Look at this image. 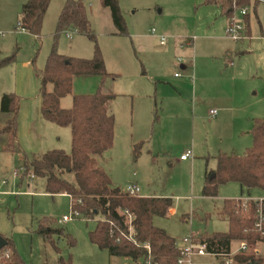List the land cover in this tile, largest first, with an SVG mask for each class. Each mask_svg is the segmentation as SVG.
Returning a JSON list of instances; mask_svg holds the SVG:
<instances>
[{
	"label": "rangeland",
	"instance_id": "374dc122",
	"mask_svg": "<svg viewBox=\"0 0 264 264\" xmlns=\"http://www.w3.org/2000/svg\"><path fill=\"white\" fill-rule=\"evenodd\" d=\"M27 1L0 0V60L13 56L10 65L0 68V96L16 94L18 83L21 82L19 90L29 83L20 68L26 67L24 63L30 66L36 96L40 88L37 74L43 70L52 48L68 58L89 60L94 55L95 44L85 35L71 29L56 34L57 20L66 0H50L39 40L21 31L17 23L21 7ZM74 1L81 2L85 9L106 72L117 78L115 100L109 108L115 114L114 144L95 157L98 167L120 189L136 182L143 197L171 199L172 213L166 218H154L152 223L173 239L190 233L227 232L228 223L220 215L223 200L264 201V192L254 190L248 197L238 184L229 183L218 187L215 198H205L204 172L215 169V158L219 155L242 156L252 146L253 120L264 118V5L258 3L254 7L255 0H250L246 6L247 25L240 8L234 9L233 19L244 30L242 40L234 42L225 33L230 19H226L220 7L207 4L208 0H117L126 27L123 36L115 35L110 12L101 5V0ZM152 30L162 36L164 46L150 34ZM190 45H194V52L188 59ZM227 50L229 56L224 58ZM185 61H190V67ZM140 63L147 78L140 75ZM195 64L197 74L187 75ZM154 73L162 76L155 86L151 81ZM174 73L188 84L194 82L196 94L204 96L201 98L204 108L195 120L193 143L190 115L179 113L178 117L182 115L184 119H178L176 124V115L167 99V94L176 89ZM130 78L136 79L137 83L132 85L139 93H129ZM89 79L74 77L72 91L76 94L62 99V109L65 105L66 109L71 108L73 96L94 94ZM103 82H107L104 87L110 90L111 79ZM219 97L225 98L223 105L216 104ZM219 105L229 110L222 113ZM210 108L216 109L215 118L208 117ZM139 114L140 122L134 124L132 121ZM3 117L0 114V125ZM217 119L220 121L215 122ZM47 127H52V132L46 135V142L53 150L68 154L70 131L53 125ZM135 143L142 144L137 156L130 148ZM4 146L6 138L0 136V239L11 241L25 264H59L60 258L70 264H132L130 259L112 257L89 242L88 232L94 229L95 221L73 216L66 195L42 193L43 180L39 178L24 179L18 185L22 156L4 151ZM187 149L192 152L194 149V158L182 165L180 155ZM202 154L204 158H200ZM63 216L72 219L63 223ZM44 218L63 229L74 246L69 248L65 239L55 238L58 249L55 251L43 240L36 231L38 221ZM2 254L0 251V257Z\"/></svg>",
	"mask_w": 264,
	"mask_h": 264
},
{
	"label": "trees",
	"instance_id": "16d2710c",
	"mask_svg": "<svg viewBox=\"0 0 264 264\" xmlns=\"http://www.w3.org/2000/svg\"><path fill=\"white\" fill-rule=\"evenodd\" d=\"M49 3L50 0H28L23 4L17 23L20 30L39 37ZM207 4L220 7L224 15L230 17V1L208 0ZM236 4L246 7L250 0H238ZM101 5L110 12L115 35H125L126 27L117 0H101ZM257 5L258 2L254 1V7ZM247 17L248 14L244 17L246 25ZM69 29L85 35L95 44L93 57L89 60L68 58L52 48L43 70L37 74L41 116L46 122L70 129L68 154L61 150L24 153L17 142L20 98L12 93L0 96V114L7 116L0 126V136L6 138L3 150L22 156L18 185L24 179L39 178L43 180L44 194L66 195L73 216L95 221L94 229L88 232L89 242L110 256L128 258L132 264H175L178 256L175 240L152 223L154 218L168 217L171 199L124 194L97 165L95 157L106 153L113 145L114 117L109 106L115 96L97 91L93 95L73 96L70 109L60 107L61 99L71 95L74 77L97 76L102 81L111 77L105 70L85 9L79 1L66 0L58 17L56 34ZM12 62L13 56L0 60V68ZM48 87H51L50 91ZM251 135L252 146L242 156L219 155L216 158V170L205 173L203 197H216L218 187L229 183L238 184L247 196L254 190L264 192V118L253 120ZM139 150L140 145H136L133 153L136 155ZM241 205L240 199L224 200L220 215L226 219L228 231L200 235V241L206 244L208 251L215 253L227 252L233 243L246 242L248 251L236 255L233 264H264V256L253 251L257 245H264V238L253 228L256 202L248 201L245 208ZM36 233L55 251H58L55 238L65 239L69 248L74 246L73 239L57 228L53 220H39ZM4 241L5 245L0 247L4 252L0 264H25L12 242ZM59 264L70 263L60 258Z\"/></svg>",
	"mask_w": 264,
	"mask_h": 264
},
{
	"label": "crops",
	"instance_id": "0c3cea01",
	"mask_svg": "<svg viewBox=\"0 0 264 264\" xmlns=\"http://www.w3.org/2000/svg\"><path fill=\"white\" fill-rule=\"evenodd\" d=\"M253 11H254L255 16H257L256 15L257 14L256 8H254ZM225 17H226V19H228L227 16H225ZM227 27L228 26L226 25V29H227ZM226 29H225V33H226ZM152 35L155 36V38L158 39L159 45H161L160 44V41H161L160 39L162 38V36L156 35L155 32ZM33 37L36 40H39V38H40V36L39 37L33 36ZM164 45H161V46H164ZM190 47H192V45H190ZM192 51L194 52V45H193L192 49L188 50V52L186 53L188 59L191 56V52ZM228 52H229L228 50L224 52V54H223V57L224 58H227L229 56L228 55ZM184 63L190 67V61H185ZM23 65L26 66V67H20V68L23 69L24 73H26V76H27L26 79L29 80V83L27 82V84H26V86L24 87L23 90H19L20 89V86H21V82H20V84L18 83L16 85V87H15V92L14 93H16V95H18L19 98H20L19 113H18V118H17V142H18L19 147L21 148V150L24 153H27V154H42V153H44L46 151L53 150L51 148L53 146H51L50 144H48L46 142V139H45L46 138V135H48V133L52 132L51 131L52 130L51 129L52 127H47V126H50V125H53L55 127H58V126H56V125H54L52 123H49V122H46L45 120H43V118L41 116V113H40V99H39V97H37V95L35 96V91H34V87H33L32 74L30 72V66L28 64H26V63H24ZM140 66H141V71H140L141 77L142 78L143 77H146L147 78L148 75L146 74L145 70L143 69V66H142L141 63H140ZM227 66H229V65L227 64L226 67ZM189 73H190V75L191 74H194V73L197 74L196 64L193 67V70L192 71H190V69H189V72H187V75ZM108 74L111 76L109 78L112 81L110 90L109 89L107 90V87L106 88L104 87L107 82H103L101 80V78H99L97 76H81L80 78H86V79L91 78V79H89L90 82H91L90 88L91 89H95L94 94L97 91H100V93H102L104 95H113L114 93H116V91H113V90H114V88H115V86L117 84L116 83V79L117 78L116 77L115 78H112L113 75L110 74V73H108ZM199 75H202V74L200 73ZM152 77H153V79L151 78V81H154V86L157 83L159 84V82L162 79L161 78L162 76H159L158 74H155V73H154V76H152ZM174 78H176V82H175L176 89H174L169 94H167V99H168L169 104L171 106V110L176 115L174 117L175 118L174 120H175V123L176 124L178 122V119L183 118L182 115H181L180 118L178 117V114L179 113H181V114L186 113L187 116H188V114L190 115L191 130H192V138L191 139H192V143H193V141H194L195 120L196 119H199V117L201 115V110H202V108H204V107H202L203 106L202 103L204 101L201 99L204 96L199 97V95L196 94V91L194 89V82H192L191 84H188V82L186 81V79H179V77L176 76V73H174ZM151 81H149V84H152ZM128 82L132 86V89L129 90V93H131V92L132 93H135V92L136 93H139L137 91V87H134V85H132V83H137L136 79L135 78H130L128 80ZM139 82H141V79H139ZM184 87H185V90L183 89ZM48 90L50 91L51 90V87H48ZM72 90H73V82H72ZM74 92H76V91H74ZM72 94H73V91L71 92V95ZM75 94H73V95H75ZM113 96H115V95H113ZM114 100H115V98L113 99V101L111 102L110 105H112V103L114 102ZM196 100H198V101H196ZM61 101H62V99H61ZM61 101H60V107H61ZM224 101H225V98L219 97V98L216 99V102H217L216 104L217 105L218 104H222V102H224ZM130 102H131L130 104L132 105V108H130L131 109V113H132V109H133V105H134L133 99H131ZM66 108H67V106L65 105V109ZM109 108H110V106H109ZM217 108H219L222 113L223 112H227L229 110L227 107H224V106H221V105L217 106ZM212 110H215L216 111V109H214V108L211 109L210 108L208 110V117L210 119L215 118L217 116V111H216V115L214 117H211L209 115V112L212 111ZM110 112H111V114L114 117V138H115V114L113 113V111H110ZM132 117H133V113H132ZM185 118H186V116H185ZM6 119H7V116L4 115L3 121L5 122ZM137 121L140 122V114L138 115L137 118L135 117L132 122L134 124H136ZM218 121H220V119H217L215 122H218ZM46 124H50V125H46ZM58 128H61V127H58ZM66 129H68L70 131V129L68 127H66ZM114 138H113V144H114ZM136 145H140V149H141V145L142 144L141 143H135V144H132V146L130 147L131 150H132V152H133V149H134V147ZM194 149H193V152H192V150H188L187 149V150H185L181 154V155H183L186 151H191V156L188 159H186L184 161L180 160V163L182 165H185L186 162H188V160L190 158L191 159L194 158L193 157ZM139 153H140V150H139L138 154ZM148 153H150V151H148ZM181 155H180V157H181ZM135 156H137V154ZM204 157H205L204 154H202V156H200V158H204ZM216 158H215V162H216V167H217ZM190 167L191 168L193 167V162L192 161H191ZM216 167H215V169L211 170V172H214L216 170ZM206 172H207V170L204 173H206ZM129 184H131V183H128L127 185H129ZM132 184L138 186V184L136 182H133ZM42 189H43V187H42ZM139 189H140V187H139ZM140 192H141V190H140ZM241 192L244 193L242 191V189H241ZM42 193H44L43 190H42ZM141 196L142 195H140V197ZM143 198H153V197H143ZM234 200H236V199H234ZM246 201H250V200H246ZM170 213H172V210H170ZM195 235H197V234H195ZM197 236H200V235H197ZM261 247H264V245H262V246L259 247L260 255L264 256V248H262V250H261Z\"/></svg>",
	"mask_w": 264,
	"mask_h": 264
},
{
	"label": "built area",
	"instance_id": "2783aa9c",
	"mask_svg": "<svg viewBox=\"0 0 264 264\" xmlns=\"http://www.w3.org/2000/svg\"><path fill=\"white\" fill-rule=\"evenodd\" d=\"M232 5L230 7V19L228 27L226 29V36L234 41H240L243 38L244 30L242 26L234 21L232 13L234 9L240 8L239 13L244 18L247 15L246 7H238L236 4V0H230ZM258 3H262L264 5V0H255ZM22 31V30H21ZM151 34H154V31H151ZM67 38L71 36L66 34ZM160 44L164 45L165 41L163 38L160 39ZM211 117L216 115V111L212 110L209 112ZM191 156V151H186L183 155H181L180 160L184 161ZM124 194H127L131 197H140V189L138 186L134 184L127 185L124 189H122ZM248 201H241L242 208L246 207V203ZM257 205V211L254 215V230L259 233L260 237L264 238V201H255ZM71 216H63L61 222H67L71 220ZM262 245H257L254 248V253L256 255H260L259 247ZM147 250L148 247H146ZM175 249L178 251V256L175 264H233L234 257L238 254L246 253L248 251V246L246 242H236L230 247L227 252H210L207 249L206 244L200 241L199 236L190 233L186 236H183L177 240H175ZM146 264H150L146 262Z\"/></svg>",
	"mask_w": 264,
	"mask_h": 264
},
{
	"label": "water",
	"instance_id": "95a60500",
	"mask_svg": "<svg viewBox=\"0 0 264 264\" xmlns=\"http://www.w3.org/2000/svg\"><path fill=\"white\" fill-rule=\"evenodd\" d=\"M3 245H5V241L0 239V247L3 246Z\"/></svg>",
	"mask_w": 264,
	"mask_h": 264
}]
</instances>
